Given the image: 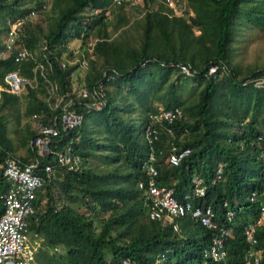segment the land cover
I'll return each mask as SVG.
<instances>
[{
  "label": "trees",
  "instance_id": "16d2710c",
  "mask_svg": "<svg viewBox=\"0 0 264 264\" xmlns=\"http://www.w3.org/2000/svg\"><path fill=\"white\" fill-rule=\"evenodd\" d=\"M110 1L49 0L48 8L42 9L44 0H0V34L7 20L29 9L36 10L34 23L25 27L22 37L27 47L38 40L48 45L49 80L56 84L57 96L71 93L76 98L70 80L75 66L60 67L54 59L62 53L60 44L80 39L83 26L86 31L81 42L90 35L100 39L93 45V57L86 70H80L83 74L79 81L87 90L101 82L104 103L84 115L77 131L59 127L58 135L51 140V149L54 144L61 147L77 132L78 140L71 145L82 164L79 170L61 171L37 193L35 205L39 208L28 224L29 233L41 237L42 248L35 253V261L117 264L121 258H129L136 264H154L155 256L164 253L165 259L158 264L201 262V252L213 232L188 215L175 219L179 232L173 231L169 223L149 220L136 187V182L143 179L141 164L147 155L142 135L146 113L159 103L183 110L185 120L172 128L177 135L187 128L188 136L174 142L179 148H189V153L176 166L158 160L157 182L172 188L179 198L189 190L190 177L200 175L206 187L200 202L210 205L219 221L223 202L234 210L225 261L218 264H240L246 245L243 227L258 214V202L247 198L253 193L264 203L260 157L264 156V86L249 82L245 74L249 79L263 77L264 66L247 69L240 76L238 66L230 64L234 39L231 25L240 5L251 3L245 16L247 25L264 27V0H188L190 14L186 17L168 16L161 3L153 9L147 2L155 0H144L143 14L131 21L137 30L133 35L123 28L130 23L128 8ZM178 64L190 66L195 74L184 76ZM210 64H216L217 71L205 78ZM26 66L20 68L21 73H29ZM16 68L11 59L0 60L1 87L3 74ZM186 78L202 84L194 100L179 97L180 83ZM25 95L23 118L40 114L46 123L48 117L57 115L58 110H51L43 100L44 83ZM19 96L0 89V110L15 105ZM82 103L76 102V106L80 109ZM137 106L142 107L140 117L135 115ZM29 123L20 125L15 118L12 132L24 150L23 156H15L8 119L0 113V162L7 155L22 163L34 158L40 164L52 162L51 153L38 157L28 144L33 136ZM160 138L164 140L165 135L161 133ZM217 165L221 166L222 178L213 183ZM7 187L0 177V196ZM254 236L261 250L257 264H264V222L255 229Z\"/></svg>",
  "mask_w": 264,
  "mask_h": 264
},
{
  "label": "built area",
  "instance_id": "2783aa9c",
  "mask_svg": "<svg viewBox=\"0 0 264 264\" xmlns=\"http://www.w3.org/2000/svg\"><path fill=\"white\" fill-rule=\"evenodd\" d=\"M166 10L168 16L183 15L186 0H158ZM116 6L123 5L128 9L142 7L144 0H111ZM47 9V3L41 4ZM36 10L29 9L22 15L5 22V29L0 34V60L11 59L16 69L7 71L2 76V87L7 93L21 95L27 90H36L42 82L45 86L43 100L51 110H58L57 115L47 118L46 123L40 114H31L33 136L30 144L35 148L38 157L52 154V162L40 164L38 158L28 163H22L15 157L7 155L0 162V177L8 185L0 196V264H37L34 261L41 238L36 234L30 235L28 231L29 218L38 210L35 199L38 191L44 185H50L61 171L79 170L82 164L81 157L72 151V143L78 140L75 133L64 146L56 144L50 148L51 140L59 133V127L64 131H77L81 126L84 115L91 110H98L104 103V91L101 82H96L91 90L80 85L74 93L62 96L56 95V84L49 80L51 72V51L43 40H38L32 47H27L22 37L25 27L33 24ZM86 28L79 32L81 39ZM78 39L73 42L60 44L62 53L55 57L60 67L75 66V69L86 70L88 60L93 57V45L100 39L90 35L84 42ZM27 65V66H26ZM26 66L28 74L20 72ZM181 74L191 77L195 71L186 64H178ZM216 64L207 66L205 78L213 76L217 71ZM112 78V76H110ZM264 82V81H263ZM66 98V99H64ZM83 102L81 108L76 102ZM185 120L183 110L179 106L169 108L155 103L152 110L146 113V122L143 126V139L147 145V155L141 164L143 179L136 182L140 190L142 206L145 208L149 220H159L171 224V229L179 232L175 219L188 215L191 220L199 223L207 230L213 232L210 242L201 252L199 264H218L225 261L226 243L231 236L229 224L234 217V210L223 202L222 218L219 221L210 205H203L200 198L205 195V183L198 174L190 177V188L179 198L173 195L172 188L160 185L157 182L156 163L161 160L169 166H176L182 158L189 153V148L178 147L174 140L182 141L188 136L187 128H183L178 135L172 125ZM58 122V126L56 125ZM161 133L165 139L161 140ZM259 139V138H258ZM262 157V172L264 173V156ZM222 178L220 165L215 166L212 182H219ZM250 202H258V214L246 222L242 230L243 241L246 243L240 264H257L261 250L257 247L254 236L255 229L264 222V203L256 199L252 193L248 198ZM165 259L164 253L155 256L154 264ZM117 264H136L129 258H121Z\"/></svg>",
  "mask_w": 264,
  "mask_h": 264
},
{
  "label": "rangeland",
  "instance_id": "374dc122",
  "mask_svg": "<svg viewBox=\"0 0 264 264\" xmlns=\"http://www.w3.org/2000/svg\"><path fill=\"white\" fill-rule=\"evenodd\" d=\"M45 3H47V5L49 6V0H44ZM148 7L149 8H153L155 9L160 2L158 0L153 1L152 3L147 2ZM252 4L251 3H247V4H241L238 10V14L236 19L233 21L232 25H231V31L232 33H234V39L233 42L230 44V64L231 65H235L238 66V70L240 71V76L244 75L245 71L247 69H251V68H256V70H259L260 68H262L264 66V27L259 25L258 27L256 26H249L246 23V14L248 12V9L250 8ZM185 12L183 13L182 16L186 17L187 15L190 14L189 12V8L186 4L185 6ZM128 15H129V19H130V23L123 27L125 29V31L127 33H129L130 35H133L137 30L134 26H132L131 24L136 20L139 19L141 17V14L144 11V7H138L136 9H128ZM45 13H48V11H46ZM111 17V16H110ZM43 18V17H41ZM111 19L113 20V18L111 17ZM45 23H47V20L43 19ZM262 20V18H261ZM264 20V17H263ZM131 21H133L131 23ZM43 23V24H45ZM118 33V32H116ZM115 33V34H116ZM71 90L73 92L76 91V89L80 86L81 81L80 80V76H82V72L80 71V69H75L73 70V72L71 73ZM247 74H245V78L246 80H248L249 82H252L253 84H255L256 86H264V76L261 77H255V78H247L248 76H246ZM75 76V78H74ZM196 80H192L189 78H186L184 80L181 81L180 83V87H179V97L183 98L185 100H194L197 97V93L200 90V88L202 87L201 83H195ZM25 93L21 94L18 98V101L15 105H8L7 107H4L3 109L0 110L1 114H4L5 117L8 119V124H7V131H8V135L11 138V144L12 146H16L17 142L15 139V135H13V130L15 128V118L18 117L19 119V124H23L24 122H31L30 117L23 118V116H21V114L24 111V106H25ZM154 104V103H153ZM263 106H264V100H263ZM143 114L142 111V107L137 106L136 108V112L135 115L138 117H140ZM233 118L236 119L237 118V113L234 112L233 113ZM235 126L232 127V129H234ZM186 136H183L181 140L185 139ZM21 154L22 152H24V150L20 149ZM54 191V190H53ZM56 191H54L53 196H56ZM55 199L57 200V198L55 197ZM40 248H42L41 246H39ZM38 251V250H37ZM56 251V250H55ZM183 254V253H181ZM34 261H35V257H34ZM36 262V261H35ZM37 263V262H36Z\"/></svg>",
  "mask_w": 264,
  "mask_h": 264
},
{
  "label": "crops",
  "instance_id": "0c3cea01",
  "mask_svg": "<svg viewBox=\"0 0 264 264\" xmlns=\"http://www.w3.org/2000/svg\"><path fill=\"white\" fill-rule=\"evenodd\" d=\"M187 2H188V0H186V4H187ZM186 4H185V6H186ZM163 6V5H162ZM188 6V5H187ZM185 7H184V10H183V13L185 12ZM144 12V11H143ZM143 14V13H142ZM141 14V15H142ZM176 16H178V15H176ZM30 124V126H31V128H32V122H30L29 123ZM28 144L30 145V140H29V142H28ZM14 147V154H15V156H23L24 155V152H22V154H21V152H19L20 151V149L22 150L23 148H21L20 146H18V147H16V146H13ZM31 235V234H30ZM38 236V235H37ZM40 237V236H39ZM41 238V237H40Z\"/></svg>",
  "mask_w": 264,
  "mask_h": 264
},
{
  "label": "water",
  "instance_id": "95a60500",
  "mask_svg": "<svg viewBox=\"0 0 264 264\" xmlns=\"http://www.w3.org/2000/svg\"><path fill=\"white\" fill-rule=\"evenodd\" d=\"M31 145V144H30Z\"/></svg>",
  "mask_w": 264,
  "mask_h": 264
}]
</instances>
